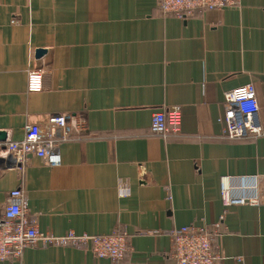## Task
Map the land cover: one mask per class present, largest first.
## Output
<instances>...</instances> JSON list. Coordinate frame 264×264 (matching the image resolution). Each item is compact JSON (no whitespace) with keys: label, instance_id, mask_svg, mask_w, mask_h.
I'll return each mask as SVG.
<instances>
[{"label":"crops","instance_id":"1","mask_svg":"<svg viewBox=\"0 0 264 264\" xmlns=\"http://www.w3.org/2000/svg\"><path fill=\"white\" fill-rule=\"evenodd\" d=\"M159 0H0V131L24 138L56 114L83 117L86 130L49 167L31 157L19 171L0 155V209L22 187L42 233L127 231L130 250L114 263L72 247L39 244L0 264H176L166 234L211 227L221 264H264V204L224 206L222 185L259 179L264 192V0L203 10L188 21ZM46 54L36 59V51ZM52 75L27 92V70ZM253 84L263 134L222 137L228 93ZM181 107L182 131H151L153 115ZM124 193L128 195L123 196ZM171 196V200L168 199Z\"/></svg>","mask_w":264,"mask_h":264},{"label":"built area","instance_id":"2","mask_svg":"<svg viewBox=\"0 0 264 264\" xmlns=\"http://www.w3.org/2000/svg\"><path fill=\"white\" fill-rule=\"evenodd\" d=\"M240 0H159L158 7L163 14L172 15L185 22L203 10L236 8ZM52 85V75L42 68L27 70V92L47 91ZM259 103L253 84L238 87L227 94L224 114L219 119L222 137L240 140L258 137L263 129L258 120ZM183 114L181 107L162 109L151 121V131L164 138H175L182 131ZM86 130L83 117L69 113L56 114L41 124H30L19 141L0 143V155L7 153L18 164L19 171L28 165L31 157L40 158L47 166L56 167L62 162L61 146L73 139L81 138ZM5 147L3 150L2 147ZM240 187L222 185L224 206L264 204V192L259 190V179L243 177ZM128 195L124 193L123 196ZM171 200V196L168 195ZM225 214L211 227L184 226L171 231H149L145 234L168 235L173 242L176 264H221L216 240L221 235ZM130 234L127 231L110 235H77L69 231L55 236L42 233L38 229V215L29 210L28 201L22 187L9 192L8 199L0 209V263L9 258H20L25 248L39 244L72 247L85 253H92L98 259H108L118 263L130 250Z\"/></svg>","mask_w":264,"mask_h":264},{"label":"water","instance_id":"3","mask_svg":"<svg viewBox=\"0 0 264 264\" xmlns=\"http://www.w3.org/2000/svg\"><path fill=\"white\" fill-rule=\"evenodd\" d=\"M46 54L45 50L39 49L36 51V59H41L44 55ZM6 133L3 131H0V143H5L7 140ZM2 149L4 150L5 147L3 146ZM1 160H0V165H1ZM1 167V166H0Z\"/></svg>","mask_w":264,"mask_h":264}]
</instances>
